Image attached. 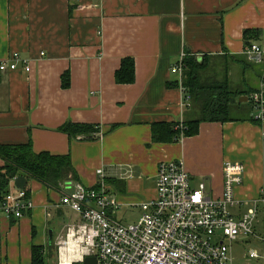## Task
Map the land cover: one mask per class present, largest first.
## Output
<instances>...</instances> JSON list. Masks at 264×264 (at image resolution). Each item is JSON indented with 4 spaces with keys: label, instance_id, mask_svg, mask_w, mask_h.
I'll return each instance as SVG.
<instances>
[{
    "label": "crops",
    "instance_id": "obj_1",
    "mask_svg": "<svg viewBox=\"0 0 264 264\" xmlns=\"http://www.w3.org/2000/svg\"><path fill=\"white\" fill-rule=\"evenodd\" d=\"M247 29L255 31L248 39ZM248 42L264 48V0H0V62L18 56L31 66L0 70V145L70 155L76 175L68 181L106 183L118 202L111 213L125 223L139 220L140 203L156 197L165 161H184L191 182L204 180L214 195L224 188L226 163H240L236 198H263L264 120L251 95L264 60L247 58ZM204 56L202 81L228 72L231 88L248 100L234 103L236 120L202 121L195 134L155 140V124L183 129L198 117L183 84L184 61ZM126 57L134 60V80L118 83ZM69 121L97 130L71 137L60 130ZM26 186L32 210L0 218V264H32L33 246L44 248V264H55L51 251L81 218L60 205L59 190L34 178ZM66 209L74 214L63 222Z\"/></svg>",
    "mask_w": 264,
    "mask_h": 264
},
{
    "label": "built area",
    "instance_id": "obj_2",
    "mask_svg": "<svg viewBox=\"0 0 264 264\" xmlns=\"http://www.w3.org/2000/svg\"><path fill=\"white\" fill-rule=\"evenodd\" d=\"M245 53L250 61L264 60V48L256 43ZM20 64L31 70L30 61L18 56L1 61L0 70H14ZM182 68L180 64L172 71ZM251 100L264 120V77ZM243 171L242 164L227 162L224 188L214 195L204 180L192 185L184 161L161 162L156 197L140 203L142 216L130 223L113 217L118 202L103 181L93 187L78 181L62 183L60 205L77 212L81 220L58 242L59 264L68 257L72 264L81 263L87 256H96L98 264H236L235 244L243 248L241 264H264V197L236 198ZM98 173L104 176L103 169ZM14 179L0 204V218L20 219L34 207L30 192L16 188ZM254 240L259 246L248 247Z\"/></svg>",
    "mask_w": 264,
    "mask_h": 264
},
{
    "label": "trees",
    "instance_id": "obj_3",
    "mask_svg": "<svg viewBox=\"0 0 264 264\" xmlns=\"http://www.w3.org/2000/svg\"><path fill=\"white\" fill-rule=\"evenodd\" d=\"M254 30L247 29L245 37L251 38ZM251 44V42H248ZM185 78L183 84L193 96L194 103L199 108L196 119L183 123V129L176 128L175 124L159 123L154 125L153 136L157 141H171L181 133L195 134L198 132L202 121H230L236 120L234 103H238L241 92L231 88L228 72L222 78H212L205 81L201 79V71L209 66V59L204 56L202 61L192 57L186 58ZM135 65L131 57L122 60L120 69L116 71L118 83H130L134 80ZM64 86H68V79L64 77ZM239 104V103H238ZM60 130L71 137L78 135H91L96 132V127L86 123L66 122ZM0 157L4 165L0 166V204L9 192L12 181L18 175H24L28 179L34 178L49 188L59 190L62 182L75 177L76 173L72 165L70 155L52 154L50 152H35L31 143L0 145ZM26 189L29 191L28 186ZM14 220V219H13ZM44 248L33 246L32 264H44ZM80 264V263H77Z\"/></svg>",
    "mask_w": 264,
    "mask_h": 264
},
{
    "label": "rangeland",
    "instance_id": "obj_4",
    "mask_svg": "<svg viewBox=\"0 0 264 264\" xmlns=\"http://www.w3.org/2000/svg\"><path fill=\"white\" fill-rule=\"evenodd\" d=\"M197 109V107L196 108H194L193 109V112L195 111ZM199 110V108L197 109V111ZM198 115H199V111H198V113H197ZM197 115V116H198ZM79 182V181H78ZM197 180H193L192 179V185L194 186V185H196L197 184ZM74 213L72 212V211H70L69 209H66V212H65V218H63V222L64 221H66V222H68L69 221V219H70V217L73 215ZM66 237H67V231L64 233V237H63V239L62 240H65L66 239ZM61 240V241H62ZM249 246H259V243H258V241L257 240H254V241H252L251 242V245H248V247ZM52 253H51V259H53V261H54V263L55 264H59V245H55V247H54V249L51 251ZM233 253H234V255L236 256V264H241L242 263V253H243V248H242V246L239 244H235L234 245V247H233ZM77 264V263H76Z\"/></svg>",
    "mask_w": 264,
    "mask_h": 264
},
{
    "label": "water",
    "instance_id": "obj_5",
    "mask_svg": "<svg viewBox=\"0 0 264 264\" xmlns=\"http://www.w3.org/2000/svg\"><path fill=\"white\" fill-rule=\"evenodd\" d=\"M240 100H248V97H240ZM14 184L16 188H20L23 189L26 187L27 184V178L24 175H18L17 177H15L14 179ZM80 264H98L97 263V258L96 256H87L84 258V261L81 262Z\"/></svg>",
    "mask_w": 264,
    "mask_h": 264
},
{
    "label": "bare ground",
    "instance_id": "obj_6",
    "mask_svg": "<svg viewBox=\"0 0 264 264\" xmlns=\"http://www.w3.org/2000/svg\"><path fill=\"white\" fill-rule=\"evenodd\" d=\"M71 244L73 243V240H70ZM78 257V256H77ZM62 264H72L71 257H68L65 261L62 262Z\"/></svg>",
    "mask_w": 264,
    "mask_h": 264
}]
</instances>
